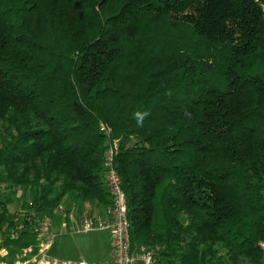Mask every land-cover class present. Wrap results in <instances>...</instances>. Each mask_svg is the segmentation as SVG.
Returning a JSON list of instances; mask_svg holds the SVG:
<instances>
[{
  "label": "trees",
  "instance_id": "1",
  "mask_svg": "<svg viewBox=\"0 0 264 264\" xmlns=\"http://www.w3.org/2000/svg\"><path fill=\"white\" fill-rule=\"evenodd\" d=\"M114 142L131 253L262 264L264 0H0L7 264L36 250L33 214H103Z\"/></svg>",
  "mask_w": 264,
  "mask_h": 264
},
{
  "label": "built area",
  "instance_id": "2",
  "mask_svg": "<svg viewBox=\"0 0 264 264\" xmlns=\"http://www.w3.org/2000/svg\"><path fill=\"white\" fill-rule=\"evenodd\" d=\"M104 130V129H103ZM117 152L116 142L106 151L104 159V179L109 195L110 204L102 215L88 211L66 209L60 203L56 212L60 216V230H72L74 234L91 232H107L110 237V258L105 262H88L84 259L71 261L59 259L51 255L54 239L59 234L52 229V219L33 214L31 231L35 235L37 247L23 249L13 264H153L152 252L146 251L136 258L130 251L129 221L127 218L126 198L121 189L120 177L114 168L113 159ZM23 226L18 225L10 232L0 235V264H7L8 250L4 245L5 239L17 240ZM63 233V232H61ZM264 264V240L259 243Z\"/></svg>",
  "mask_w": 264,
  "mask_h": 264
},
{
  "label": "rangeland",
  "instance_id": "3",
  "mask_svg": "<svg viewBox=\"0 0 264 264\" xmlns=\"http://www.w3.org/2000/svg\"><path fill=\"white\" fill-rule=\"evenodd\" d=\"M22 192L18 191L16 201L9 206L12 213H18L20 216L25 209L21 205ZM71 208L77 211H88L96 214L97 209L88 204H80L72 206ZM48 219H52V229L55 233L59 234L54 239V244L51 250V255L64 260L76 261L84 259L88 262H105L110 258L111 242L107 232H91L86 234H73L72 230H60L59 218L57 219L56 209L51 214L45 215ZM63 232V233H61ZM146 251L140 250L134 256L138 258ZM140 264V263H139Z\"/></svg>",
  "mask_w": 264,
  "mask_h": 264
},
{
  "label": "clouds",
  "instance_id": "4",
  "mask_svg": "<svg viewBox=\"0 0 264 264\" xmlns=\"http://www.w3.org/2000/svg\"><path fill=\"white\" fill-rule=\"evenodd\" d=\"M148 113L144 112V113H140L139 111L136 113V117H137V123L138 124H142V121L144 119L145 116H147Z\"/></svg>",
  "mask_w": 264,
  "mask_h": 264
}]
</instances>
